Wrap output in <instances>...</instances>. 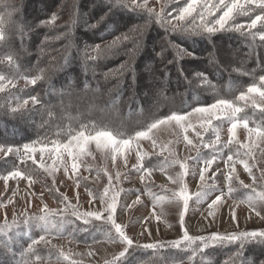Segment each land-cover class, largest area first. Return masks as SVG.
Instances as JSON below:
<instances>
[{
  "label": "snow or ice",
  "instance_id": "6c2138e0",
  "mask_svg": "<svg viewBox=\"0 0 264 264\" xmlns=\"http://www.w3.org/2000/svg\"><path fill=\"white\" fill-rule=\"evenodd\" d=\"M174 0H163L160 3L159 11L154 7L148 6V0H115V4L127 8L133 12H146L148 20L142 25H135L127 31L120 32L119 35L107 44H96L93 46H86L91 48V52L84 53L85 63L91 62L93 64L106 60L110 55L116 54L115 49L121 46H126L128 43L132 44L131 49H125L127 59L121 61L120 64L107 68L101 75L104 81L113 80L115 84L107 90L108 102L107 105H101L98 100L101 98L98 94L101 92L100 82L97 81L96 87L85 80L82 88L75 97L77 105L86 104V111H99L107 113L115 111L116 106L123 95L124 85L126 79L131 77L128 87L133 89V96H135L134 89L137 85V72L134 67L135 53L141 47V41L150 27L151 23L155 22L172 34L177 33L187 37L207 36L212 37L224 31H234L243 35L249 36L255 40L257 37L261 42H264V0H185L184 6L172 8L171 11L166 12V8ZM22 6L17 7L15 0H0V62L6 64L11 70H14L12 76L0 74V93L9 91V85L15 87L16 77L24 79L27 83L36 85L38 81L46 78V70L38 69V74L27 76L21 74V65L19 64V55L13 48V37L18 36L20 40V47L24 49V38L30 30V25L23 19H17L21 14ZM175 13V15H173ZM217 13L219 15L217 16ZM107 15V14H106ZM250 17L248 23H238V17ZM57 14L53 13L50 21H40L41 25L47 23H54L57 19ZM75 14H70L67 22V32H61L51 38L45 36L40 46V55H48L50 64L61 69H67L68 87L71 88L76 81L72 78L71 61L69 58L68 49L70 45H65L63 48L45 49L44 45L52 41H58L70 36L72 28L75 26ZM95 27V25H91ZM258 29L257 31H253ZM169 46L175 48V56L172 60H167L165 63L166 48L162 47L156 56L160 58L163 67L159 69L160 75L156 76L157 71L151 65L147 67L152 80H159L162 85H166L167 79L170 75L168 65L178 63L184 57H194V53L189 52L186 48L180 45H174L171 41ZM59 60H63V64H59ZM181 75L184 74L183 68L177 69ZM234 71H238L234 69ZM256 69L252 72L255 73ZM95 78V70H93ZM250 75V73H243ZM195 76L200 79L201 84H207L209 87H214L208 80L207 74L196 73ZM187 79V77H185ZM63 94V90H61ZM91 93V95H89ZM113 93L116 95L113 97ZM147 95V93H145ZM260 97L257 102L254 97ZM160 98L167 99L164 89L157 90V104ZM9 99H17V97L9 94ZM33 105L40 103L38 95L29 97ZM29 99H24L22 103H17L15 107H11L12 113L19 112L24 106L29 103ZM131 99V97H130ZM139 104V100L135 101ZM251 102V103H250ZM73 100L69 93L68 107H71ZM61 108L64 107V102L61 101ZM252 107L253 110L258 109L261 113L259 120L253 119L249 116L247 109ZM140 111L143 112L141 106ZM159 111V106H157ZM131 114V109H129ZM54 115L51 110L49 116ZM67 118L71 120H79V115L73 117L69 113ZM150 123H143L138 125L141 130H133V134L127 135L125 138L122 131L119 129H111L102 121L97 123L90 121L88 123H81L79 130L69 127L68 131L64 133L66 139H52L49 140L47 136L38 137L35 140L25 142L22 145H11L0 143V153L5 158L12 155L17 157L20 164L27 165L31 161L32 165L36 167L26 166L20 169L18 166L14 170L0 175L3 179L5 190L8 188L9 180H26L29 187L38 182L35 177L39 174L37 168L42 169L43 173L48 177L53 178L52 185H45L49 193L57 195V199L64 207L59 210L49 209L46 204L40 210L42 214L39 215H24L23 224L26 230L21 233L18 231L20 221L14 216L11 222L7 219L0 223V249L3 250L0 264H51L52 256L55 254L57 264L60 261H68L69 257L62 248L52 244L50 238L54 231L58 236H62L65 226L76 221L82 222L85 226L97 227L93 222L102 221L103 224L108 225L107 240L111 243H120L123 247L114 256L111 261L106 260L105 264H126V261L132 253L143 250H151L159 252L163 249L175 250H190L191 256L189 261L195 260L197 255L201 256V264H211V261H204L203 253L210 247L228 246L238 244V250L235 252L231 264H264V254L257 257L255 255L245 256V248L247 245L256 244L264 247V229L259 230H243L233 231L227 233L211 232L207 235L193 236L185 225V215L189 210V202L195 198V203H202L213 195L214 199L208 204L209 209L220 208L223 206L226 198H229L232 193L238 190V186L245 189H251V193L245 198V202L249 205L251 212L255 213L257 217L264 220L261 209H264V168L259 169V176L254 172L256 164L254 163V147L264 145V75L259 76L258 83H252L246 87V91H240L235 99L215 98L212 103L197 105L192 107L189 111H170V114H165L162 117H157L155 113L150 117ZM214 121H220L221 124L227 122L228 137L227 140L221 139V126L214 124ZM250 121L251 125L250 126ZM176 126L183 130V140L186 142L185 146L189 152H194L195 155L180 157L177 153L167 145H162L159 156L163 157L160 165L145 166L143 163L146 153L140 150V141L149 140L153 146L157 144L156 131L160 126ZM242 128L247 133L248 142H243L237 135V129ZM189 130H192L196 139H190L188 136ZM211 132L213 135L205 140V135ZM57 132V136H60ZM136 144V159L137 163L131 167L137 173H140L141 182L150 179L152 173L159 168L163 172L168 181L176 187L170 189L172 197L169 202L179 205V224L182 235L179 239L171 241H154L150 243H139L129 236L125 229L127 225L118 223L116 213L118 207L120 211L126 212L137 204H141V195L137 194L136 199L131 203L125 202L121 205V193L125 190L116 188L114 186V178L111 174L104 170V175L107 176V184L102 191H96L90 188L87 183L84 185V190L89 197V203L98 202V208H91V210L81 211L79 205V188L81 181H87V177H83L79 173V168L86 165L85 157L93 155L91 145H95V150L111 154L113 163H115L117 156L124 159L125 166H127L128 156L131 145ZM171 143V142H169ZM51 144V147L49 146ZM204 150H208L205 153ZM225 150L227 155L225 158ZM165 152L167 155H165ZM39 153V160L36 156ZM52 159L53 163L47 165L45 157ZM65 157L71 160V172L76 177L75 187L76 203L69 200L68 196L59 191L55 186V173L59 170V166H63L65 175L69 173V166ZM191 161V165L190 162ZM220 161L223 162L224 169L220 167ZM215 165V168L213 167ZM237 165L242 166L244 172L251 178V184H245L240 180V175L237 171ZM192 177L197 180V190L189 192L187 185V178ZM223 177L225 188H218L217 181ZM72 177L69 176V179ZM127 180L128 174L117 172L115 175V182L119 183L121 180ZM148 188L149 185L145 184ZM166 187V186H162ZM259 188V190H257ZM127 194V193H125ZM155 201L158 198L154 193L149 191L147 193ZM40 199L43 200V193L39 194ZM15 192H13V197ZM9 203H12L10 198ZM3 206V205H0ZM156 204H153L152 216L161 221L166 213L161 207L159 212L155 211ZM209 216L215 219V213L209 211ZM59 217V218H57ZM74 218V219H73ZM232 220L236 221L237 217L235 210H232ZM250 218V217H246ZM167 223L166 220H164ZM170 226V225H169ZM33 227L39 228L43 234L37 238L31 237V229ZM77 231L74 229V232ZM79 231H88V227L79 229ZM114 232V234H113ZM147 233L151 235L150 231L145 228L141 235ZM24 235L29 238L27 246L20 245L19 237ZM51 246L48 249V255L40 254L39 246ZM17 247L19 250H17ZM55 249V253H53ZM89 256L93 255L90 251ZM70 264H82L79 261H71ZM149 264H152L150 261ZM183 264V262H180Z\"/></svg>",
  "mask_w": 264,
  "mask_h": 264
},
{
  "label": "rangeland",
  "instance_id": "374dc122",
  "mask_svg": "<svg viewBox=\"0 0 264 264\" xmlns=\"http://www.w3.org/2000/svg\"><path fill=\"white\" fill-rule=\"evenodd\" d=\"M162 2L163 0H148V6L154 7L157 11H159L160 3ZM15 3L17 7L22 6V12L17 16V19H23L31 26L23 41L24 49H21L20 47L19 37H13V48L20 57L19 64L21 65V74L32 76L38 74V71L37 73H34L33 68H36L37 70L45 69L46 78L42 81H38L36 85H32L27 83L24 79L16 77V86L13 88L9 85V91L0 93V116L15 119L19 125L22 126L23 131L28 133V135L31 137L33 134H35L36 128L42 124V122H39L40 119H45L49 116L48 111L44 107L51 105L48 102L47 105H42L41 102L33 105L29 99V97L34 95H38L40 98L39 95L44 89L45 80L48 78L49 72L53 69V65L49 62V56L40 55V46L44 37L48 36L51 38L61 32H67V22L70 18V14L74 13L76 23L72 28L70 36L61 39L58 42L49 40V42L45 45H50V48L46 47L45 49L63 48L67 43L73 42L78 47L79 56L82 57V61L85 63L84 53L91 52V48L86 46H93L96 44L104 45L113 39L110 37L106 40H101L98 38L101 30H103L104 27L110 25L108 23H119V31H117L118 33L116 34L119 35L120 32L127 31L129 28L135 25L144 24L148 20V16L146 12H132L129 9L122 8L120 5L115 4V0H15ZM184 3L185 0H174L173 3L167 6L166 12L171 11L172 8L184 6ZM53 13H56L58 17L54 23H47L44 25L39 23L40 21H50ZM173 15H175V13H173ZM218 15L219 13H217V16ZM237 22L246 24L250 22V17H238ZM91 25H95V27H91ZM257 30L258 29H254L253 31ZM224 32L240 34L234 31ZM218 34L220 35L222 32ZM182 39L183 36L180 34H170L155 22L151 23L146 34L142 38L141 47L139 51L135 53L134 60V67L137 72V85L134 89L135 96H133V89L128 87V84L131 81L130 75L126 79L124 87H126L127 97L133 96L132 98H139L143 102L144 108L146 110V115L143 117V119L139 117L129 120L125 111L118 115H115L114 112L116 111H109L107 113L92 111L89 113L85 110L86 104L81 103L77 105L75 102V97L77 93H79L80 89H73L74 91L72 92L75 93L73 96L74 98L72 97L73 103L71 107H68L69 98H67V102L65 104L66 110L63 112L62 110L56 111L58 116L57 118L60 120H62V118L67 120V115L70 113L73 117L79 115V120L74 121H80V119L83 118L85 120L89 119L92 121L95 120L96 122H101L104 117H113L111 114H114L113 118H123V121L130 123L132 127L135 125L138 126L144 122L150 123V117H152L153 113H155L157 117H162L165 114H170V111H174V109L177 107L180 110L182 104H180L181 101L178 97L177 91H186L188 89V85L191 88L196 89L197 92L203 96L201 104L199 105L212 103L214 99L218 97L217 89L215 88L214 83L211 81L212 76L210 75L209 77V75H207L211 85L214 86L209 87L207 84L202 85L200 79L197 78L195 74H208V72L211 74L210 70L216 66V64L213 63L214 58L220 61V64H222V66L229 72H238L242 74V77L246 79L247 84L244 85L241 91H246V87L252 83H258L259 76L264 75V52L260 55V61L262 62V65L261 67L258 66L259 69L257 68L256 70L259 72V74L257 73L258 77H253L254 73L252 71L244 72L243 69L241 70V67H243V65L245 66L248 62L251 64L254 62V59H248V56L245 55L244 52L240 51L239 49H235L234 47L232 48L231 45L234 43V41L231 36H227V34L224 36L222 35L221 37H215L210 41L209 44H201L200 49L195 47L196 44H192L189 41L184 42V39ZM169 41H171L174 45H180L183 48H186L189 52L194 53V57L186 56L179 61L180 64L178 62L168 65L170 77H168L166 85H162L159 80H152L150 78V73L146 69L149 65H151V67L157 70L155 75H160L159 69H161L163 65L161 64L160 58L156 56V53L159 52L162 47L166 48L165 63L167 60H172L174 58L175 48L169 46ZM53 44H55L54 47L52 46ZM253 47L256 49H261L262 52L264 51V42H261L257 37L256 44H253ZM131 48L132 44L128 43L126 46H121L120 48L115 49L114 52L116 54L110 55L106 60H101L95 64L91 62L86 63L92 74L93 70H95V76L100 84L103 85L102 87L108 90L109 88L113 87L115 81H104L101 73L106 71L107 68L114 67L120 64L121 61L127 59L128 57L125 54V49ZM0 54H2V52H0ZM36 65L37 67H34ZM255 65L256 63L251 64L252 67ZM178 68L184 69L183 75H181L177 70ZM234 69L238 71H234ZM13 73L14 70H11L3 62H0V74L12 76ZM243 73H250L251 77L246 78L245 76L248 75H244ZM185 77H187V79H185ZM161 88L164 89L167 99L160 98L157 104V90ZM145 93H147V95ZM9 94L17 97V99L10 100ZM238 94L239 92L236 94V96ZM89 95H91V93H89ZM235 97L230 99H235ZM254 98L257 102L260 101V97L256 96ZM24 99H29V103L19 112L12 113L10 108L15 107L17 103H22ZM98 103L104 105L100 100H98ZM157 106H159V111H157ZM190 109L180 111L182 113L189 111ZM249 109L251 110L253 108L249 107L247 110ZM138 120L141 121L138 122ZM214 124L221 126V139L227 140V122L221 124L220 121H214ZM250 126H252L251 123ZM119 127L120 131H127L125 130V126H120L119 124ZM155 131L157 137L156 146H153L152 142L149 140L140 141V150L147 154L143 161L145 166L160 165L163 157L159 156L158 154L160 153L162 145L171 147L180 157L195 155L194 152H189L188 148H186V142L183 140L184 132L179 127L165 125L160 126ZM187 134L190 139H196L192 130H189ZM212 135L213 134L211 132L207 133L204 137L205 140L212 137ZM237 135L243 142H248L247 133L242 128L237 129ZM29 139L30 138L27 137L26 141L20 143L0 140V143L22 145L25 142H29ZM49 146L51 147V144ZM91 147L93 149V155L85 157L86 165H90L91 167L88 168L81 166L79 168L80 175L88 178L87 181H81L80 188L78 190V207L80 210L85 211L91 210L93 207H99L98 202H93L92 204L89 203V197L84 190V185L87 183L90 188H93L98 192L102 191L103 187L107 184V176L104 175V170H107V172L114 178V186L116 188L122 187L125 190V193H127H121V205H123L125 202L131 203L136 199L137 194L141 195V204L135 205L126 212L120 211V208L118 207L116 213L117 222L127 225L125 231L133 238L134 241L143 244L157 240L167 242L174 239H179L182 235L179 224L180 207L175 203L169 202L172 197V192L170 189H173L176 186L172 185L168 181L167 176L157 167V169L152 173L150 179L143 183L141 182L140 173H137L131 167L133 164L137 163L135 143L131 145L132 150L127 153V166H125L124 159L122 157L117 156L115 163H113L111 154L95 150L94 144L91 145ZM204 151L207 153L208 150ZM253 151L254 163L256 164L254 172L257 176H259V169L264 168V145L254 147ZM224 154L226 158L227 150H225ZM165 155H167L166 152ZM36 158L39 160V153H37ZM65 160L69 166V173L68 175H65L63 166L60 165L59 170L55 173V186L59 188L61 193L66 194L69 200H71L73 203H76V177L73 176L71 172V160L67 157H65ZM45 163L47 165H51L53 161L46 156ZM189 163L191 165V161ZM17 166L20 169H24L26 166L33 168L36 167L35 165H32L31 161H28L27 165L20 164L17 157L10 155L5 158L3 154L0 153V175H4L9 171L14 170V168ZM213 167L215 168V165H213ZM220 167L221 169H224L222 161H220ZM237 171L240 175V180L244 181L245 184L252 183L251 178L246 172H244L242 166L237 165ZM37 172L39 174L35 177V179L38 182L32 184L31 187H29L28 182L23 179L9 180L8 188L5 190L4 181L3 179H0V205H3L0 206V223H3L5 219H7L8 222H11L15 216L17 220L20 221L18 231L21 233L26 230L25 225L23 224L25 214H42L40 210L43 208L44 204H46L49 209L57 210L58 213L59 210L64 207V205L57 199V195L49 193L45 187V185H52L53 178L48 177L47 174L43 173L42 169L37 168ZM117 172L128 174L129 178L127 180L122 178L121 182L116 183L115 175ZM69 176L72 178L69 179ZM197 180L198 177L196 179H193L191 176L187 178V185L190 193L197 190ZM145 184H148L149 187L146 188ZM217 187L225 188L226 190L223 177L217 181ZM237 187L238 190L232 193L229 198H226L223 206L220 208H208V204L211 202V199H214L215 195L219 194L218 192L213 193L211 197L202 203H195V198L193 197V200L189 202V210L185 215V225L189 231V234L193 236H199L207 235L211 232L227 233L233 231L264 229V220H262L260 217H257L255 213L251 212L249 205L245 202V198L251 193V189H245L238 185ZM257 190H259V188H257ZM149 191L154 193L158 199L154 201L152 197L147 194ZM13 192H15L14 197ZM41 193H43V200L40 199L39 194ZM10 198L12 199V203L8 202ZM153 204H156V212H159L161 207H163V210L166 213L163 220L157 221L151 215L154 210ZM233 209L235 210L237 217L236 221H233L231 218ZM209 211L215 213V219L208 215ZM261 211L262 215H264V209H261ZM164 220H166L167 223H165ZM93 223L95 225L98 224L103 226L104 233H106L104 239H100L95 242H88V240L85 239L87 236L83 235L79 237L81 240H76L71 238L68 229L69 225L65 226L62 236H58L55 232H52L50 236L52 239V244L57 245L58 248H62L69 257L68 261H60L59 264H70L71 261H79L82 262V264H105L106 260L111 261L114 256H118V253L122 250L123 246L118 242L111 243L107 240L106 237L108 235L109 226L103 224L102 221H94ZM145 228L150 231V236L147 233L141 235ZM30 234L32 237L34 236L37 238L43 233H41L39 228L33 227ZM24 238H26V236L21 235L19 237V243L20 245L26 247L27 242ZM40 246L43 249V253L46 254L45 256H47L48 249L51 246ZM232 247L236 248L231 253H227L228 255H223L221 248H218L217 250L210 253L212 259L210 258L207 261H211V264H231L234 254L238 250V244H233ZM55 251L56 250L53 249V253H55ZM90 251L93 253L91 256L88 255ZM146 252L147 251L138 250L132 253V255L129 256L131 259L128 258L130 260V264L135 263L137 259L141 260L140 264H149L150 261L153 263L154 261L151 259V256H148ZM218 254L223 255L225 260H223V257L219 256ZM262 254H264V247L258 246L256 244L247 245L245 248V256L255 255L259 257ZM51 264H57L55 254L52 256ZM183 264H192V262L187 260Z\"/></svg>",
  "mask_w": 264,
  "mask_h": 264
},
{
  "label": "trees",
  "instance_id": "16d2710c",
  "mask_svg": "<svg viewBox=\"0 0 264 264\" xmlns=\"http://www.w3.org/2000/svg\"><path fill=\"white\" fill-rule=\"evenodd\" d=\"M120 7H122V6H120ZM122 8H124V7H122ZM108 24H110V25H108V26L106 25L107 27H104V29L101 30L100 34L98 35L99 36L98 38H100L101 40H106L109 37L113 38L118 33L117 31H119L118 30L119 23L115 24V22L114 23L112 22V23H108ZM225 34H227V36L228 35L231 36V38L233 39L234 43L231 45L232 48L234 47L235 49H239L240 51L244 52L245 55L248 56V59H250V58L254 59L253 60L254 62H252V63H256V65L252 67L251 66L252 63L250 64V62H248V63H246L245 66L243 65V67H241V70L243 69L244 72H250L253 69H256V70H257V68L259 69L258 66L261 67L262 62L260 61V55H261V53L263 54L264 51L261 52V49L254 48L253 44L254 45L256 44V39L253 40L247 35L234 34V33H230V32H222V34H220V35L217 34V35H214L212 37H207V36L187 37V36H183V35H181V36H183L184 42L189 41L192 44H196L195 47L200 49L201 44H206V43L209 44L210 41L212 39H214L215 37H217V36L221 37L222 35L224 36ZM71 43L69 42L66 45H70L68 52H69V58L71 61L72 78L76 81V83L71 88H69L68 87V79H67V69H61L58 67V65L53 66V69L49 72L48 78L45 80L44 89L40 92V95H39L40 96L39 99H40V102L42 105H47V102L51 104L50 106L47 105L48 107H44L48 111V115H49L50 110H51V112L54 113V115H52L51 117L48 116L45 119H40L39 122H42V124L38 127L39 129L36 128L35 134H33L31 137L28 135V133H25V131H23L22 126H20L19 123L15 119L5 117V116H0V140H2V141H5V140L14 141V142L20 143V142L26 141L27 137H29L30 138L29 140L32 141V140L37 139L38 137H43V136H47V138L49 140L58 139V138L59 139H66V136L64 135V133L68 131L69 127H71L72 129H75V130H79V126L81 123H88V122L92 121V120H89L87 118H86L87 120L81 118L80 121H74V120L70 121L69 119L65 120L64 118H62V120H60L59 118H57L58 116L56 114V111L62 110V112H63L66 110L65 109L66 108L65 104L67 102L66 100H67V98H69V93L72 94L71 98L74 96L75 92L74 93L72 92V91H74L73 89H77V90L81 89L82 84L85 80H87L92 85V87L95 88L96 83L98 81L96 76L94 78V75L88 69L87 64L83 63L82 57L79 56L78 47L75 45V43H73V42H71ZM54 45L55 44H53L52 46L54 47ZM49 46L44 45L45 48L46 47L48 48ZM213 63L216 64V66H214L212 68V70H210L211 74H209V72H208L207 75H209V77H210V75L212 76L211 81H212V83H214V86L218 92L217 98H228V99L234 98L236 96V94L243 89L244 85L247 84L246 79H244L242 77V74H240L238 72L234 73V72H229L228 70H226L222 66V64H220V61H218L215 58L213 59ZM59 64H63V60H59ZM179 64H180V62H179ZM250 66H251V68H250ZM34 67H37V65ZM33 69H34V73H37L38 70L36 68H33ZM263 71H264V69H263ZM257 73L259 74V72L255 71L253 77H255V76L258 77ZM169 77H170V75H169ZM245 77L250 78L251 75H248ZM102 86L103 85L100 84L101 92L98 95L101 98L99 100L102 101V103L104 105H107V102H108L107 89L102 87ZM61 90H63V94L61 93ZM177 93H178V97L181 101L180 104H182V107L180 108L181 111L188 110L192 107H195V106L201 104V100L203 99V96L200 95L196 89L191 88L189 85H188V89L186 91L185 90L184 91L178 90ZM112 95L114 97L116 95V93L112 94ZM130 97L126 96V87H124L123 95L121 96L120 101L116 106V110H115L116 112H114L115 115H118L120 113L122 114L125 111L127 118L129 120L139 118V117H141V119H143V117H145V115H146V110L144 108L143 102L139 98H136V97L132 98L133 97L132 96L130 99ZM136 100H139V104H137L135 102ZM61 101L64 102L63 109L60 106ZM141 106L143 108V112L140 111ZM129 109H131V114L129 112ZM177 110L180 111L178 107L174 109V111H177ZM247 112H248L249 116L253 117V119L259 120L261 113L259 112L258 109H256V110H253V109L250 110L249 109V110H247ZM108 114H111V113H108ZM111 116L114 117V114L113 115L111 114ZM113 117H110V116L107 118L104 117L102 122L111 129H119L120 130L119 124H120V126H125L126 128L125 127L124 128L127 131H122L125 137H127V135H129V134H133V130H141L137 125L132 127V125H130V123L123 121L124 120L123 118L119 119L117 117H115V118H113ZM93 121H95V120H93ZM140 121L138 120V122H140ZM97 123H99V122L97 121ZM144 123H146V122H144ZM250 123H251V121H250ZM58 131L61 133L59 137L56 135ZM96 226L97 227L85 226L80 221H76L74 225L69 224L68 229H69V233L71 235V238H74L76 240H79V239L81 240V238H79V237L85 235V236H87V237H85V239L88 240V242H95L97 240L104 239V237L106 235V233H104L103 226H100L98 224ZM85 227H88V231H79V229H82ZM74 229H76L77 231L74 232ZM32 238H35V237L33 236ZM24 239L26 240V242L28 244L29 238L26 237ZM218 248H221L222 254L224 255V254H227L229 252L231 253L236 247H232V245L210 247L207 250H205V252L203 253L204 261L209 260L211 258L210 253L217 250ZM17 249L19 250V248H17ZM39 251H40L41 255H44V256L46 255L45 253H43V249L41 246H39ZM2 252H3V250L0 249V258H2ZM146 253L148 254V256H151V259L154 261L152 264H167V263L180 264V262L184 263L187 260H189L188 258L191 256L190 250L185 251L183 249L175 250V249L166 248V249H163L159 252H153L151 250H148ZM223 255H219V256H222L223 260H225ZM129 259H131V257ZM129 259H127L126 264H127V262H128V264H130ZM140 261L141 260L137 259L136 262L133 264H140ZM191 262H192V264H201V256L197 255L195 260H193ZM117 264H121V261H117Z\"/></svg>",
  "mask_w": 264,
  "mask_h": 264
}]
</instances>
